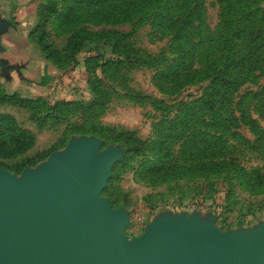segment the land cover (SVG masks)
Wrapping results in <instances>:
<instances>
[{
  "label": "rangeland",
  "instance_id": "obj_1",
  "mask_svg": "<svg viewBox=\"0 0 264 264\" xmlns=\"http://www.w3.org/2000/svg\"><path fill=\"white\" fill-rule=\"evenodd\" d=\"M76 1L33 0L35 17L28 42L58 74L55 81L29 83L30 91L24 93L0 84V115L10 117L31 135L26 149L0 153V169L19 185L24 168L38 171L39 165L51 154L64 150L71 138L93 137L98 141L94 153L119 151V158L110 166L97 198L106 199L111 210L125 211L127 222L122 234L128 240L141 235L162 214L210 218L221 232L246 230L264 222V51L254 61L263 71H252L251 81H241L229 98L221 96L213 108L203 109L198 122L186 131L187 135L204 133L208 139L220 140L219 147L202 150L198 140L188 154L183 146L186 134L165 139L173 165L196 167L206 152L212 156L203 158L232 161L245 175L239 177L228 170L203 172L199 167L187 174L161 178L145 168L153 155L148 148L124 158V146L104 134L106 131L112 135L129 133L150 146L160 125L176 119L181 110L193 105L204 93L209 73L198 74L201 76L183 83L180 78H165L163 68L175 54L169 45V34L160 33L150 25L151 14H140L115 25L91 24L73 20L74 12L70 8ZM251 1L257 5V13H264V0ZM200 2L201 36L212 41L220 32L224 4L220 0ZM252 26L255 30L261 27ZM79 28L91 32L113 30L126 35L125 54L120 63L101 66L115 54L101 40H90L75 54L71 64H56L54 59L59 62L67 40ZM201 66L192 62L191 70ZM2 95L42 102L27 107L3 99ZM61 101L73 102L62 107L61 119H41L47 107ZM240 111L245 123L239 120ZM225 127L229 130L221 131ZM92 129H99L101 136L91 132Z\"/></svg>",
  "mask_w": 264,
  "mask_h": 264
},
{
  "label": "water",
  "instance_id": "obj_2",
  "mask_svg": "<svg viewBox=\"0 0 264 264\" xmlns=\"http://www.w3.org/2000/svg\"><path fill=\"white\" fill-rule=\"evenodd\" d=\"M97 145L71 138L19 185L0 169V264H264V222L221 232L210 218L162 214L126 239L125 211L97 198L119 151Z\"/></svg>",
  "mask_w": 264,
  "mask_h": 264
},
{
  "label": "trees",
  "instance_id": "obj_3",
  "mask_svg": "<svg viewBox=\"0 0 264 264\" xmlns=\"http://www.w3.org/2000/svg\"><path fill=\"white\" fill-rule=\"evenodd\" d=\"M220 1L224 4L220 32L212 41L201 36L203 17L200 0H178L176 3L171 0H77L71 5L70 9L74 12L73 20L87 21L91 24L115 25L128 22L140 14H151L150 25L160 33L169 34V45L175 54L163 68V76L172 77L174 80L180 78L182 79L180 82L183 83L192 80L198 74L209 73V82L204 93L194 101L193 105H187L181 110L176 119L160 125L155 131V138L150 146L144 141L131 137L129 133L112 135L106 131L104 134L105 137L111 135V138L124 146L126 154L124 158L131 154H139L148 148L153 155L146 162L145 168L150 172L158 173V177H175L201 169L199 167L203 168V172L228 170L239 177L245 175L242 168L232 161L218 158L213 161L211 158H203L212 156L206 152L202 153L203 157L196 167L195 165H173L169 160L168 148L165 146L166 138H176L186 134L183 146L188 154L198 140L202 150L209 151L215 146L219 147L220 140L208 139L204 133L200 136L195 133L187 135L186 131L189 130L190 125L198 122L203 109L213 108V103L218 102L221 96L225 99L229 98L241 81H251L252 71H263L261 67L254 64V61L257 60L256 56L258 57L264 51V13H257L258 7L251 0ZM254 24H260V29L255 30L252 26ZM31 34L32 30L28 32V36L30 37ZM124 38L126 35L113 30L91 32L79 28L67 40V46L63 49L59 62L56 59L54 62L58 65L64 63L69 65L86 41L101 40L104 44H108L111 53L115 54L104 60L101 66L119 64L121 56L125 54ZM192 62L202 66L191 70ZM1 98L27 107L42 102L38 99L19 98L16 95H2ZM72 104L73 102L70 101L56 102L46 108L47 111L41 119L59 118L62 107ZM239 120L245 123L241 111ZM95 129L91 132L101 136L100 130L94 131ZM220 129L221 131L229 130L226 127ZM30 142L31 135L27 130L18 127L10 117L0 115V153L10 150L22 151L30 145ZM222 147L223 145L220 149ZM119 163L121 164L122 161ZM244 182L248 184V181Z\"/></svg>",
  "mask_w": 264,
  "mask_h": 264
},
{
  "label": "crops",
  "instance_id": "obj_4",
  "mask_svg": "<svg viewBox=\"0 0 264 264\" xmlns=\"http://www.w3.org/2000/svg\"><path fill=\"white\" fill-rule=\"evenodd\" d=\"M35 8L33 0H0V84L20 93L30 91L29 83L55 81L58 74L28 42Z\"/></svg>",
  "mask_w": 264,
  "mask_h": 264
}]
</instances>
